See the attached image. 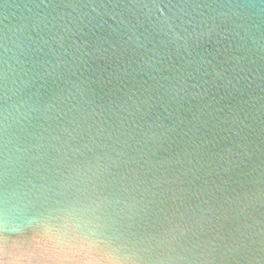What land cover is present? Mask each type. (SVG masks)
I'll list each match as a JSON object with an SVG mask.
<instances>
[{
  "label": "water",
  "instance_id": "95a60500",
  "mask_svg": "<svg viewBox=\"0 0 264 264\" xmlns=\"http://www.w3.org/2000/svg\"><path fill=\"white\" fill-rule=\"evenodd\" d=\"M0 264H264V0H0Z\"/></svg>",
  "mask_w": 264,
  "mask_h": 264
}]
</instances>
